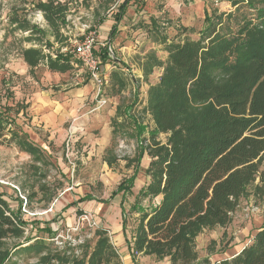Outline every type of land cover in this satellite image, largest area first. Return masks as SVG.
<instances>
[{
  "label": "trees",
  "instance_id": "16d2710c",
  "mask_svg": "<svg viewBox=\"0 0 264 264\" xmlns=\"http://www.w3.org/2000/svg\"><path fill=\"white\" fill-rule=\"evenodd\" d=\"M131 0H123L113 14L110 36L122 21ZM230 11L204 13V27L197 39L177 33L170 39L167 24L150 18L154 42L163 46L166 59L154 52L142 66L143 79L153 69H161L154 85L147 90L144 110L150 115L153 128L147 132V145L139 142L136 164L147 152L150 162L145 170L148 184L139 190L128 212L138 214V222L130 242L125 243L135 257L153 256L169 264H195L198 260L195 237L203 229L225 228L240 207L242 199L252 195L264 199V0H227ZM55 38H62L67 4L53 0L38 2ZM21 32L44 35L27 21L17 22ZM180 33L187 29L180 28ZM31 37V36H30ZM183 39H180L182 38ZM177 39V40H176ZM23 60L33 68L44 60L52 73L65 74L70 69L71 56L56 54L42 57L39 51L26 50ZM101 66L120 68V61L109 57L108 48L94 52ZM112 72L118 87H126L119 70ZM22 110H16L20 111ZM131 108L118 105L111 121L112 136L132 126L131 137L139 139L146 127L130 114ZM0 111V134L13 120ZM120 118V121H119ZM9 130L7 143H14L22 152L41 161L38 148L17 127ZM165 136V142L158 140ZM112 151L109 149L108 153ZM133 160L126 162L130 166ZM110 168L113 160L106 158ZM137 168V166L135 167ZM136 173V172H135ZM135 173L122 180L111 196L127 195ZM80 200V202L84 201ZM88 199V198H87ZM159 199L157 203H153ZM19 201V200H18ZM147 206L143 207L142 203ZM19 208L22 202H18ZM125 211L122 209V213ZM18 213V212H17ZM14 213L0 194V264H19L16 257L32 254L36 263L23 264H120L107 234L96 230L92 248L74 246L69 242L62 249H52L42 237L26 236L27 222ZM31 225L33 222H30ZM44 224V228L39 226ZM48 222L33 223L37 233L53 236ZM32 226V227H33ZM122 231L125 233V217ZM80 249V254L75 251ZM91 250V252H89ZM26 260V259H25ZM22 264V263H21ZM200 264H209L204 259ZM216 264H264V226L252 237L249 246L231 259Z\"/></svg>",
  "mask_w": 264,
  "mask_h": 264
},
{
  "label": "rangeland",
  "instance_id": "374dc122",
  "mask_svg": "<svg viewBox=\"0 0 264 264\" xmlns=\"http://www.w3.org/2000/svg\"><path fill=\"white\" fill-rule=\"evenodd\" d=\"M42 1L47 0H0V111L7 109V117L13 120L12 126L8 125L0 134V194L10 209L27 222L25 235L42 237L52 249L61 250L66 242L76 247H83L87 242L92 248L96 230L105 232L114 247L124 217L126 233L123 235L131 240L139 216L128 210L138 191L149 182L145 173L150 162L147 152L138 164L134 160L139 154V142L147 139V132L153 128L144 104L147 90L157 82L161 69H153L144 80L141 68L151 52L162 61L166 59L163 46L154 42L156 38L149 30L150 18H155L159 24H171L165 29L170 39H175L177 33L197 39V33L204 27V13L213 10L226 13L231 10L230 5L227 0H131L124 19L119 23V31L116 26L110 48L112 57L120 61L119 74L126 87L120 89L117 80L111 78V85L103 94L107 104L96 109L93 99L96 87L89 81L72 50L85 36L97 38L95 28L108 18L112 21L123 0H61L60 4H67L69 10L67 27L60 34L67 39L61 46L54 44L55 36L44 14L34 8ZM39 14L44 23L37 22ZM21 21L37 27L44 35L21 32L16 25ZM180 28L187 29V32L180 33ZM118 38L124 39L120 41ZM48 40L51 44L44 42ZM36 44L42 47L43 57L52 58L60 47H69L64 54L71 56V69L65 74L52 73L42 60L38 67L30 70L22 60V52ZM95 47L97 51L98 46ZM118 48L124 49L119 52ZM100 67L108 80L110 73L118 69L111 65ZM118 105L122 109L131 108V116L146 127V132L138 140L131 137L134 129L129 125L118 134V118L117 134L112 136L110 120L115 118L114 110ZM74 116L85 117L76 120L77 125L73 126ZM14 127L26 134L28 141L38 148L41 161L37 162L14 143H7L8 132ZM70 135L72 139L67 143ZM158 140L164 143L165 136H159ZM71 141L75 142L72 146ZM109 149L111 153H108ZM108 157L113 160L110 168L104 162ZM129 160L133 161L125 167ZM261 170L264 171V163ZM134 173L131 192L124 199L121 195L112 199L118 184ZM249 194L248 198L241 200L239 209L225 228L203 229L195 237L198 257L195 264L204 259H208L209 264H216L225 259L224 253L232 256L235 251L230 250L234 247L244 249L251 244L255 230L264 225V199L252 195L251 190ZM84 196H90L93 201L80 203L79 198ZM18 200L22 202L21 208ZM119 205L124 213L118 211ZM142 206L146 207L147 203L143 202ZM250 207L257 208V212L247 213ZM85 214L89 221L82 220ZM35 221L48 222L53 236L37 233L33 229ZM39 227L44 228V224ZM80 251L75 252L80 254ZM114 252L119 258L115 247ZM217 255L222 257L216 258ZM32 256L21 254L16 259L19 264L36 263ZM111 263L117 264L115 260Z\"/></svg>",
  "mask_w": 264,
  "mask_h": 264
},
{
  "label": "crops",
  "instance_id": "0c3cea01",
  "mask_svg": "<svg viewBox=\"0 0 264 264\" xmlns=\"http://www.w3.org/2000/svg\"><path fill=\"white\" fill-rule=\"evenodd\" d=\"M53 1H55V2H59V3H61V0H53ZM44 1H42V3H43ZM46 2V1H45ZM68 12H69V10H68ZM67 12V13H68ZM126 12H127V9H126ZM66 18H67V14H66ZM124 19V18H123ZM122 19V20H123ZM42 23H44L43 22V20H42ZM121 23V22H120ZM112 26H114V23H113V20L111 21V19H109L108 18V20L107 21H104V23H102L100 26H98L97 28H95V29H97V38H98V44L96 45V46H98V50L100 49V48H104L105 46H102L101 44L102 43H104L105 42V44H109L110 45V47H111V38H113V36L111 37L110 36V31H111V28H112ZM65 27H67V24H66V21H65V25H64V27L62 28H60V34H62L61 32H63V29L65 28ZM88 31V30H87ZM118 31H119V24H118ZM84 32H86V31H84ZM116 32H117V27H116ZM121 35V34H120ZM36 39V38H35ZM54 39V44L55 45H57V44H60V46L61 45H63V42L65 41V39H67V38H53ZM118 39H120V41L121 40H123L124 38H118ZM32 41H34V40H32ZM68 42H70L71 40L68 38V40H67ZM46 44H51V42L48 40V42H46V41H44ZM41 44V43H40ZM114 46L116 45V42L114 41L113 43H112ZM68 48L69 47H67V46H65L64 48L63 47H60L59 48V50L56 52V53H58L59 54V52L60 53H66V51L68 50ZM71 48V47H70ZM112 48V47H111ZM35 50V51H39L40 53H41V56L43 57L44 55H43V51H42V47L39 45V44H36V45H34V46H30V48H27V49H25L24 51H26V50ZM96 47H95V51H96ZM124 48H118V51L119 52H121L122 50H123ZM97 50V51H98ZM23 51V52H24ZM94 51V52H95ZM96 51V52H97ZM23 52H22V54H23ZM114 59H117L116 57L114 58ZM22 60H23V57H22ZM117 60H119V59H117ZM23 62H24V60H23ZM24 64L25 65H27L25 62H24ZM108 65H111V64H106V65H104V66H108ZM28 66V65H27ZM39 66V64L38 65H36L35 67H33V68H30L29 66V69L30 70H32V69H35L36 67H38ZM104 66H102L103 68H104ZM112 66V65H111ZM115 67H113V69H114ZM119 71L121 70V69H118ZM111 74H112V72L110 73V76H109V80H108V83H110V84H108V86L103 90V94L105 93L106 94V89L107 88H109L110 87V85H111ZM87 87V86H86ZM85 88V87H84ZM95 95V94H94ZM103 98L105 97L104 95L102 96ZM94 99V98H93ZM107 102V101H106ZM107 104V103H106ZM145 105V104H144ZM118 107V106H117ZM116 107V108H117ZM116 108H115V112H116ZM76 116H74V119L72 118V120H74V122L72 123L73 124V126H76L77 125V121L76 120H79L80 118L82 119L83 117H85V116H82V117H78V118H75ZM113 117H115V116H113ZM112 120H113V118H112ZM112 120H110V124H111V121ZM152 122V121H151ZM113 129V128H112ZM75 142L74 141H71V146L74 144ZM106 164V163H105ZM108 167V166H107ZM119 185V184H118ZM133 188V187H132ZM131 192V191H130ZM139 192V191H138ZM118 195H121V199H124L125 198V196H123L122 194H117V195H115L114 197H112V199H114L115 197H117ZM83 198H86L84 201H82V202H80V203H83V202H90V201H93V199L90 197V196H84V197H82V198H79V201L80 200H83ZM88 198V199H87ZM119 208V210L118 211H120V214H121V212H122V210H121V206L119 205L118 206ZM121 207V208H120ZM68 207H66L64 210H66ZM119 213V212H118ZM121 216V215H120ZM264 226V225H263ZM261 227H259L257 230H259ZM257 230H255V232L254 233H256L257 232ZM117 231V230H116ZM126 233V232H125ZM117 235H116V241L118 242L117 244H115V248L118 250V255H119V259H120V264H169V262H168V260L167 259H164V260H162V261H157L156 259H155V257H153V256H142V255H137V256H133L132 255V252H130V250L128 249V246L126 245V243H125V240L127 239L129 242H130V240L126 237V239H125V237H124V235H123V232H122V224H121V226L120 227H118V232L116 233ZM253 237V235L251 236V238ZM250 244V243H249ZM240 247H234L233 249H231L230 251H235V253L232 255V256H229L228 255V253H224V256H225V259L226 260H228V259H230L231 257H233V256H235L236 254H238V253H240L241 252V250L243 249H239ZM227 252V251H226ZM220 256V258L222 257V255H217L216 256V258H218ZM215 258V259H216ZM224 259V260H225Z\"/></svg>",
  "mask_w": 264,
  "mask_h": 264
},
{
  "label": "built area",
  "instance_id": "2783aa9c",
  "mask_svg": "<svg viewBox=\"0 0 264 264\" xmlns=\"http://www.w3.org/2000/svg\"><path fill=\"white\" fill-rule=\"evenodd\" d=\"M37 22H42V17L39 14L37 16ZM98 38H95L93 35L85 36L82 38L80 43H76L73 47L72 54L75 56L82 67V70L88 75L89 81L93 83L96 87L94 101L96 102L97 106L96 109L102 108L106 105V101L103 99V90L108 86V77L107 75H102L101 65L98 59H96L94 55L95 46L98 44ZM102 46H106L109 51V57L113 59L112 55L113 52L110 49L109 44L102 43ZM94 109V110H96ZM72 135V134H71ZM67 136L68 141L72 139V136ZM143 146L147 145V142L142 144ZM249 214H254L257 212V208L250 207L246 210ZM82 220L89 221L90 218L85 214ZM74 247V245H72Z\"/></svg>",
  "mask_w": 264,
  "mask_h": 264
}]
</instances>
